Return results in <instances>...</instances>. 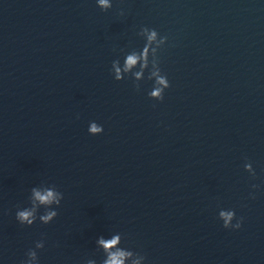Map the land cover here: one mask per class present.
Here are the masks:
<instances>
[{
  "label": "water",
  "instance_id": "95a60500",
  "mask_svg": "<svg viewBox=\"0 0 264 264\" xmlns=\"http://www.w3.org/2000/svg\"><path fill=\"white\" fill-rule=\"evenodd\" d=\"M141 26L168 37L162 101L109 72ZM42 183L58 216L22 226ZM112 232L146 264H264V0H0V264L41 238L40 264H101Z\"/></svg>",
  "mask_w": 264,
  "mask_h": 264
},
{
  "label": "clouds",
  "instance_id": "9594fccd",
  "mask_svg": "<svg viewBox=\"0 0 264 264\" xmlns=\"http://www.w3.org/2000/svg\"><path fill=\"white\" fill-rule=\"evenodd\" d=\"M95 4L101 11L107 12L113 7V0H95ZM124 14L123 11L119 13L120 16ZM136 36L143 41L142 46L128 50L120 49V55L111 62L110 75L117 82L126 79L132 81L137 91L140 90L142 82H151V87L147 91L148 98L162 101L165 91L171 87L160 62V52L168 44V37L161 35L155 28L147 26H141ZM87 131L89 135L98 136L103 134L104 127L96 121H90ZM244 171L251 177H256L251 162L244 164ZM251 188L253 191L249 195L254 199V192L259 189V185L252 184ZM27 199L26 206L16 207L15 220L27 227H31L37 221L48 225L57 218L64 194L55 185L42 183L30 189ZM218 219L224 229L232 231L240 230L243 225V217L237 218L236 211L232 208H220ZM123 240L124 237L120 232H112L107 237L100 235L96 238V249L103 253L101 264H146V256L123 246ZM44 247L43 238L36 241L34 247L29 248L25 253L26 258L21 264H40L38 251ZM86 264H97V261L88 259Z\"/></svg>",
  "mask_w": 264,
  "mask_h": 264
}]
</instances>
